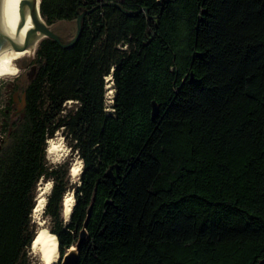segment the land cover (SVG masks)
<instances>
[{
    "label": "trees",
    "instance_id": "trees-1",
    "mask_svg": "<svg viewBox=\"0 0 264 264\" xmlns=\"http://www.w3.org/2000/svg\"><path fill=\"white\" fill-rule=\"evenodd\" d=\"M86 11L71 49L43 39L32 77L13 81L22 112L12 99L2 111L0 264L34 263L41 181L56 264L90 207L79 264H264V0L39 3L47 27ZM59 130L82 162L77 183L69 161L47 163Z\"/></svg>",
    "mask_w": 264,
    "mask_h": 264
},
{
    "label": "bare ground",
    "instance_id": "bare-ground-1",
    "mask_svg": "<svg viewBox=\"0 0 264 264\" xmlns=\"http://www.w3.org/2000/svg\"><path fill=\"white\" fill-rule=\"evenodd\" d=\"M24 1H34V0H0L1 8L0 11V77L12 75L15 72V60L26 54H34L37 42L42 38L40 34L34 36V40H37L34 44L33 39L30 42L28 50L21 55V51L12 45V39L15 33L18 31V22L16 16L21 15L24 19V27L22 29L21 35L18 38V44L24 39L25 35L32 29L33 19L35 18L38 24H43L44 22L39 15V2L36 0V6L34 9V14L32 12V6L21 7V3ZM60 141L49 140L47 152L50 155L60 156L63 152ZM71 175L77 177L81 173V165H76L71 168ZM51 185L48 184L46 190L36 199V206L33 213L40 217L43 213L46 197L50 192ZM74 198L72 193L65 194L62 202V217L67 220L70 216L71 209L73 208ZM41 224V223H40ZM31 250L33 253L37 254L39 257L38 264H56L59 260L58 254V241L55 235L49 232L48 229L40 227L37 230L35 238L31 244Z\"/></svg>",
    "mask_w": 264,
    "mask_h": 264
},
{
    "label": "rangeland",
    "instance_id": "rangeland-1",
    "mask_svg": "<svg viewBox=\"0 0 264 264\" xmlns=\"http://www.w3.org/2000/svg\"><path fill=\"white\" fill-rule=\"evenodd\" d=\"M49 29L57 35L62 43H68L71 41L75 35L76 32V26H75V21L72 22H58L55 23L54 25L50 26ZM34 54L32 53L31 55L26 54L23 57H20L19 59L15 60V72L12 75H7L0 77V125L3 121L2 117V111L6 108L7 106V101H8V95H9V89L12 85V82L18 79L19 84H23L25 80L27 79V71L21 68V62L25 57H30L31 59L34 58ZM114 94V87L110 81L109 78H106L104 80V112L106 114H111L112 110L110 108V101H111V96ZM72 104L67 103L66 108H69ZM65 135L61 133V130L55 133L54 137L50 140H58L60 141V144L62 145L63 152L60 153V156H54L50 155L47 152L48 148V141H47V148H46V160L49 166H56L64 161H69L70 162V169H69V175H70V180L72 183H77L79 180V176L73 177L71 175V168L76 166V165H81L82 169V162L79 159V157L74 153L71 155L70 148L68 146V141L64 137ZM1 137L2 134L0 132V142H1ZM51 182L50 181H41L38 184L37 187V197H39L40 193L42 194L46 188L48 187V184ZM69 193V192H68ZM72 193V192H70ZM32 219L33 222L38 226V229L40 227H44L47 229L48 227V220L44 218L43 213L41 214L40 217H37L34 213L32 214ZM41 223V224H40ZM30 255L32 259L34 260L33 264H38L39 263V257L37 254L33 253L31 248H30Z\"/></svg>",
    "mask_w": 264,
    "mask_h": 264
},
{
    "label": "water",
    "instance_id": "water-1",
    "mask_svg": "<svg viewBox=\"0 0 264 264\" xmlns=\"http://www.w3.org/2000/svg\"><path fill=\"white\" fill-rule=\"evenodd\" d=\"M97 1L100 2V0H97ZM100 5L101 4H99L98 6H100ZM103 5L112 6V7H115L117 9L121 10L119 5L116 4V3H106V4H103ZM24 6H32V12L34 14V9H35V6H36V0L31 1V2L30 1H24V2L21 3V7L20 8H23ZM1 10H3V9L1 8V4H0V11ZM93 10L94 9H92L91 11H93ZM91 11L83 12L77 17V19L75 20V26H76L75 35H74L73 39L71 41H69L68 43H62L60 38L57 35H55L49 29V27H47L44 23L43 24H38L36 19L34 18L33 19L32 29L25 35L24 39L18 44L17 43L18 42V38L21 35L22 29L24 27V19L21 17V15L16 16V19H17V22H18V31L13 36L12 45L14 47L18 48L21 51V53H22L21 55H23L28 50V47L30 46V42L32 41V39H33V42H32L33 44L37 41V40H34V36L37 35V34H40V36H42V38L37 42L36 48H37L38 44L43 39L47 38V39H51L52 41H54L63 50L71 49L76 44V42L78 41V38H79V36L81 34V30H82L81 29V21H82V18L86 14L90 13ZM122 12L124 14H128L127 12H124V11H122ZM34 54H35V51H34ZM31 60L32 59L30 57H25V59H23L22 62H21V68L25 69L29 65ZM190 78L192 79V75H191ZM13 100L15 102L18 101V99L16 97V94L13 95ZM21 101L24 104V96L22 97ZM158 114H159L158 107H157V105L154 102H152L151 103V119H152V121H155L157 119ZM107 176L109 178L112 177L110 172H108ZM72 196H73V193H72ZM90 213H91V207L88 209L87 217H86V220L84 222L83 228L80 231V235H79V239L77 241V244L75 245L74 248H70L67 251V253L61 259L60 264H79V251H80V249H81V247H82V245L84 243V240L87 237L86 227H87V223H88V220H89V217H90ZM64 221L68 222L69 218L67 220H64Z\"/></svg>",
    "mask_w": 264,
    "mask_h": 264
},
{
    "label": "flooded vegetation",
    "instance_id": "flooded-vegetation-1",
    "mask_svg": "<svg viewBox=\"0 0 264 264\" xmlns=\"http://www.w3.org/2000/svg\"><path fill=\"white\" fill-rule=\"evenodd\" d=\"M25 71H27V79H30L33 75V72L35 70V66L33 63V59L30 61L29 65L24 69ZM13 87H14V82H12V85L9 89V95H8V101H7V106L9 105V100L12 99L13 100V95L16 94V97L18 99L17 102H15L13 100V103H10V107L12 108V113L13 114H17L22 112L23 108H24V104L22 103L21 99L24 96V94L17 92H13ZM12 95V97H11Z\"/></svg>",
    "mask_w": 264,
    "mask_h": 264
},
{
    "label": "built area",
    "instance_id": "built-area-1",
    "mask_svg": "<svg viewBox=\"0 0 264 264\" xmlns=\"http://www.w3.org/2000/svg\"><path fill=\"white\" fill-rule=\"evenodd\" d=\"M112 97H113V95L111 96V101H110V104L112 103Z\"/></svg>",
    "mask_w": 264,
    "mask_h": 264
}]
</instances>
